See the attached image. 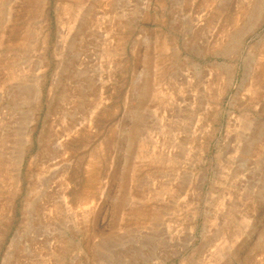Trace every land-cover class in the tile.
Returning a JSON list of instances; mask_svg holds the SVG:
<instances>
[{
    "label": "rangeland",
    "instance_id": "rangeland-1",
    "mask_svg": "<svg viewBox=\"0 0 264 264\" xmlns=\"http://www.w3.org/2000/svg\"><path fill=\"white\" fill-rule=\"evenodd\" d=\"M0 264H264V0H0Z\"/></svg>",
    "mask_w": 264,
    "mask_h": 264
},
{
    "label": "bare ground",
    "instance_id": "bare-ground-1",
    "mask_svg": "<svg viewBox=\"0 0 264 264\" xmlns=\"http://www.w3.org/2000/svg\"><path fill=\"white\" fill-rule=\"evenodd\" d=\"M72 7V6H71ZM257 12V11H256ZM24 48V47H22ZM74 77V76H73ZM25 92V91H24ZM39 90L38 89H30L29 92H28V96L30 97H36V98H39L40 97V94H39ZM26 97V96H25ZM27 98V97H26ZM35 100V99H34ZM33 102V101H32ZM35 102V101H34ZM32 104V103H31ZM37 107V106H36ZM30 134V133H29ZM18 140V139H16ZM59 151V150H58ZM9 162V161H8ZM13 176V175H12ZM18 238V237H17Z\"/></svg>",
    "mask_w": 264,
    "mask_h": 264
}]
</instances>
